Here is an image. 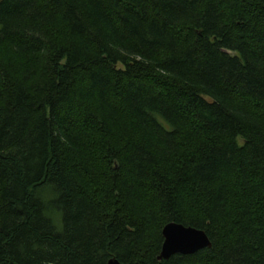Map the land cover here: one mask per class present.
<instances>
[{
    "label": "trees",
    "instance_id": "16d2710c",
    "mask_svg": "<svg viewBox=\"0 0 264 264\" xmlns=\"http://www.w3.org/2000/svg\"><path fill=\"white\" fill-rule=\"evenodd\" d=\"M111 257L264 264V0H0V264Z\"/></svg>",
    "mask_w": 264,
    "mask_h": 264
},
{
    "label": "water",
    "instance_id": "95a60500",
    "mask_svg": "<svg viewBox=\"0 0 264 264\" xmlns=\"http://www.w3.org/2000/svg\"><path fill=\"white\" fill-rule=\"evenodd\" d=\"M231 53L230 51H228ZM163 242L158 260L168 259L174 254H193L203 248L211 247L212 243L203 229L179 222L170 221L162 228ZM107 264H123L111 257Z\"/></svg>",
    "mask_w": 264,
    "mask_h": 264
},
{
    "label": "rangeland",
    "instance_id": "374dc122",
    "mask_svg": "<svg viewBox=\"0 0 264 264\" xmlns=\"http://www.w3.org/2000/svg\"><path fill=\"white\" fill-rule=\"evenodd\" d=\"M48 196L50 197L51 195H48ZM52 220H53L55 226L59 229L60 228L59 216L57 214H54V218H52Z\"/></svg>",
    "mask_w": 264,
    "mask_h": 264
}]
</instances>
